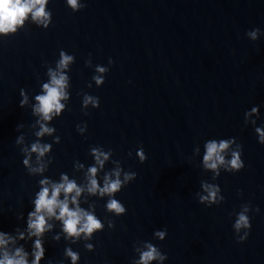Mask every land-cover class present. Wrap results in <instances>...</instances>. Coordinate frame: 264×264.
Wrapping results in <instances>:
<instances>
[{"label":"water","instance_id":"water-1","mask_svg":"<svg viewBox=\"0 0 264 264\" xmlns=\"http://www.w3.org/2000/svg\"><path fill=\"white\" fill-rule=\"evenodd\" d=\"M82 3L73 13L65 0H47V27L29 17L14 35L0 37V231L15 235L26 227L41 179L59 182L66 174L86 186L87 170L95 165L91 149L99 148L111 153L97 173L101 187L117 166L137 174L116 196L126 213L115 217L105 211L107 196L83 192L80 206L94 210L105 225L90 241L94 250L62 235L53 242L60 231L55 223L45 234L41 264H70L66 247L80 254L78 264H133L135 249L149 240L167 254L165 264H264V145L254 131L264 126V32L257 41L245 36L254 28L264 31V0ZM60 50L75 58L65 70L70 99L62 101L60 116L44 122L55 131L38 138L35 96L49 81ZM109 58L113 64L97 88L95 67L108 66ZM21 89L28 97L23 108ZM85 94L99 97L98 109L82 111ZM255 105L258 113L245 121V111ZM81 123L87 124L83 134L76 131ZM20 136L23 143L16 144ZM230 137L236 138L233 149L242 145L245 167L236 174L221 168L216 176L203 166L204 144ZM37 140L51 149L42 158L45 171L30 174L21 149ZM141 146L143 164L135 157ZM202 182L218 184L224 202L199 204L195 195ZM245 203L260 213H250V234L237 243L232 224ZM160 229L167 230L162 242L152 237ZM24 247L30 251L31 242Z\"/></svg>","mask_w":264,"mask_h":264},{"label":"clouds","instance_id":"clouds-1","mask_svg":"<svg viewBox=\"0 0 264 264\" xmlns=\"http://www.w3.org/2000/svg\"><path fill=\"white\" fill-rule=\"evenodd\" d=\"M47 0H0V37H8L14 35L18 29L25 25V22L31 17L33 23L37 26L47 27L50 23V13L45 11ZM65 5L71 12L81 11L85 5L82 0H65ZM261 29L254 28L245 33V36L251 41H257L261 34ZM74 56L66 53L64 50L59 51V59L56 68L49 69V81L42 85V93L35 96V105L33 113L40 117L37 123L40 130L35 133L39 137L45 134L51 135L55 129L48 127L46 123L54 117L60 116L65 103L70 99L67 91L69 78L66 69L74 62ZM92 63L91 58L85 61L86 66ZM113 64L111 58L108 60V66L97 65L92 81L97 88L101 87L105 82V76L109 71V67ZM91 88L92 84H88ZM20 100L18 106L23 108L28 103V97L21 89L19 92ZM96 110L100 106L99 97L85 94L82 101V111L88 109ZM259 106H252L250 110L245 111L244 120L247 121L252 117L253 113H258ZM87 114V112H84ZM251 123L256 124V120L252 119ZM19 125H17V128ZM87 129L86 123L77 124L76 131L83 134ZM257 143L264 145V126L255 127ZM59 143V137L55 140ZM16 144L23 143V136L15 141ZM236 143L235 137L209 139L204 144L203 166L207 170H212L214 175L219 176V169L223 168L225 173L236 174L244 167L242 160V145L239 144L235 149L233 145ZM51 149L50 144H41L39 140L31 144L30 147L21 149L23 153L22 166L27 168L30 174H40L45 171L46 164L42 158ZM35 154V163L32 162V156ZM111 153L104 152L99 148H92L91 155L94 157L95 165L89 167L86 178L87 185H78L75 180H70L68 175L62 174L59 182H52L49 179H41L39 181L40 190L35 193L34 199L31 201V211L27 213V217L23 214L19 219H24L26 227L23 230H17L15 235L0 231V264H41L45 261V234L52 232L55 223H59L60 231L52 237L53 242H59L61 235L65 241L83 240L84 249L88 252L94 250L92 241L93 236L104 230V222L95 214L91 208L85 209L80 206V197L83 192L89 195L107 196L105 211L115 217H120L126 213L124 204L116 198L117 194L129 183L136 179V172L132 170L123 171L117 166L114 171L107 173L103 177V186L101 187L97 181V173L104 167L105 161L108 160ZM131 156L132 153L130 152ZM135 157L139 163L143 164L146 160L143 147H138ZM80 167H83L80 165ZM202 191L196 193L197 202L205 207L220 205L224 202V196L221 194V188L218 184L202 182ZM239 195V192H238ZM62 197V198H61ZM251 214H259V208H252L249 203L241 206L240 210L235 213V219L232 229L235 234L236 242L243 243L247 240L251 231ZM114 222H108V228L113 229ZM167 235L166 229L155 230L153 232V240L164 241ZM23 241L24 244L31 242L30 251L26 250L24 244L18 243ZM135 251L138 253L133 264H165L168 259L167 254L156 246L151 240L143 241L140 247ZM64 258L70 261V264H78L80 254L71 247L64 249ZM47 264H53L51 259L47 260Z\"/></svg>","mask_w":264,"mask_h":264}]
</instances>
